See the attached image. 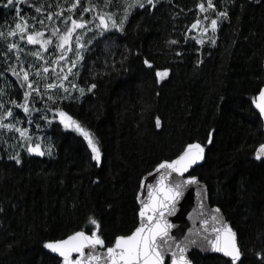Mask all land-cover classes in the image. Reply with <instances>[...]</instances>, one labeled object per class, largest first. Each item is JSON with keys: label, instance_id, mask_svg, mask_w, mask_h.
I'll return each instance as SVG.
<instances>
[{"label": "trees", "instance_id": "16d2710c", "mask_svg": "<svg viewBox=\"0 0 264 264\" xmlns=\"http://www.w3.org/2000/svg\"><path fill=\"white\" fill-rule=\"evenodd\" d=\"M70 2L18 0L20 16L28 17L36 29L38 22L30 17L43 18L57 4L66 9ZM199 2L158 0L151 12L136 8L125 33H115L118 47L106 48L101 42L85 54L77 82L97 87L58 103L93 133L101 149L100 165L91 159L83 138L58 122L41 132L43 143L53 145L51 156L21 151L22 164L16 165L8 158L14 142L0 141V264H59L43 244L79 230L90 232V216L101 222L106 241L130 234L137 225L142 177L194 142L204 147L205 160L190 175L205 183L210 204L236 230L242 264H264L255 254L264 249V159L255 158L264 129L252 103L264 86V0H213L217 10L228 12L215 33V45L209 40L196 44L190 38L195 31L185 39ZM4 3L0 0V31L17 20L16 8L6 9ZM91 4L102 8L104 0H80L75 16ZM35 5H43L45 12L37 14ZM170 39L178 44L166 43ZM0 48L6 50L3 41ZM21 57L26 63L33 60L25 53ZM144 59L151 61V68ZM6 67L0 63V70ZM164 70L168 75L158 79L156 71ZM9 79L13 87L8 95L22 100L15 77ZM15 112L27 126L23 111ZM31 131H36L34 125ZM190 258L193 264H230L195 252Z\"/></svg>", "mask_w": 264, "mask_h": 264}, {"label": "snow or ice", "instance_id": "6c2138e0", "mask_svg": "<svg viewBox=\"0 0 264 264\" xmlns=\"http://www.w3.org/2000/svg\"><path fill=\"white\" fill-rule=\"evenodd\" d=\"M157 2L158 0H104L102 8L97 4L83 7L77 18L75 10L80 5V0H71L66 9L64 5L57 4L56 11H47L43 18L30 17L41 25L40 29H36L29 23L28 17L20 16L18 0H6L3 6L6 9L15 7L17 15L14 26L0 31V41L6 46V50L0 48V57L3 58L0 63L7 65L0 70V141L4 144H8L9 140L14 142L11 145L14 151L8 156L9 160L21 165V151H26L30 156H51L53 145L43 143L41 132L46 126L58 122L63 129L74 131L83 138L91 152V159L100 165L101 149L93 133L65 111L58 101L78 99L73 95L74 92H78L80 97L86 91L93 92L97 87L96 83L81 86L77 82L85 54L92 53L101 42L106 48L118 47L115 33H125V26L133 10L139 8L151 12ZM34 8L37 14L45 12L43 5H35ZM196 8L199 9L197 19L184 33L185 39L195 31L197 34L190 38L196 44L203 45L205 40H209L215 45V33L220 21L228 18V12L217 10L213 0H201ZM65 10L68 15H64ZM211 12H215V16ZM85 13H90V17L86 18ZM200 14H204L202 19ZM45 19L49 24H45ZM204 21L209 23L205 25ZM45 30L50 31L47 37ZM25 43L39 47L26 50L22 46ZM166 43L176 45L178 41L170 39ZM21 53L30 55L33 60L26 63ZM176 55L180 56L181 52L176 51ZM121 59L126 60L127 56L121 54ZM143 63L152 67L148 59H144ZM167 75V70L156 71L158 79ZM9 76L15 77V84L19 85L23 93L22 100L18 101L15 96L8 95L7 89L13 87ZM37 101L41 107H37ZM252 103L259 110L260 116L264 117V88L259 90ZM15 109L23 111L27 126H24V121L18 117ZM40 121L44 123L41 124ZM33 125L35 132L31 131ZM155 126L157 129L162 127L159 116L155 117ZM208 135L211 143L212 133ZM203 153L201 144L190 143L175 159L163 160L156 165L153 170L154 183H146L147 177L141 179V190L136 197L141 205L140 219L138 226L130 234L116 235L114 241H106L101 222L95 216H90L89 223L93 226L90 232L79 230L65 239L45 242L43 247L61 258L59 264H190L186 253L192 246L222 253L224 257L230 258V264H242V252L233 229L217 215L218 208L213 209L211 214L203 211L206 189L200 190V182L196 176H185L193 165L203 159ZM262 157L264 144L255 152L257 160ZM147 176H153V172ZM192 185L198 189L196 195L199 203L188 213V218L194 224L198 221V227L189 228L187 234L183 233V229L174 234L172 230L177 225L170 222L168 217L177 214L182 197ZM145 189L146 198L143 197ZM255 254L264 261V249Z\"/></svg>", "mask_w": 264, "mask_h": 264}, {"label": "water", "instance_id": "95a60500", "mask_svg": "<svg viewBox=\"0 0 264 264\" xmlns=\"http://www.w3.org/2000/svg\"><path fill=\"white\" fill-rule=\"evenodd\" d=\"M263 88H264V87H263ZM257 96H258V94H257ZM257 96H256V97H257ZM254 108H255V110L259 113V110L255 107V105H254ZM259 115H260V113H259ZM260 117H261V116H260ZM261 119H262V122H263V129H264V117H261ZM194 143H197V142H194ZM199 144H200V143H199ZM263 144H264V143H263ZM186 146H187V145H186ZM186 146H185V147H186ZM201 146H202V145H201ZM202 147H203V146H202ZM203 148H204V147H203ZM258 148H259V147H258ZM258 148H257V149H258ZM182 151H183V150H182ZM255 152H256V151H255ZM178 155H179V154H178ZM175 158H176V157H175ZM175 158H173V159H175ZM261 159H264V157H262ZM204 160H205V149H204V153H203V159L199 160V161L197 162V164L193 165V167H192L191 169H189V172H188V173H185V176L190 175L191 172H192L196 167H198L199 165H201V164L204 162ZM155 167H156V166H155ZM155 167L150 171V172H153V176H147V174L150 173V172H148L147 174H145V175L142 177V178L147 177V181H146V183H147V182H152V183L155 182V173H154V171H153V170L155 169ZM192 176H196V175H192ZM196 177H197V176H196ZM197 178H198V177H197ZM198 180H199V182H200V186H201V189H200V190H204V189H206V197H205V199H204V201H203L205 207H204L203 211H204L206 214H211L213 209H217V208H218V209H219V213H217V215L222 219L223 222L227 223V224L233 229V231H234V233H235V235H236V242H237V244H238V237H237V232H236V230L232 227L231 223L226 219V217H225L223 211H222L218 206H212V205L210 204L209 197H208V191H207L206 185H205L204 182L200 181L199 178H198ZM140 181H141V180H140ZM140 190H141V188H140V183H139V188H138L137 193L140 192ZM197 190H198V189H197V187H196L195 185L190 186V187L186 190V192H185V194H184V197H182V199H181L180 206L178 207V210H177V214L174 215V216H170V217H168V219H169L170 222H172V223H174L175 225H177V227L174 228V229L172 230L174 234L179 233L181 229H183V233H184V234H187L189 228L198 227V221L196 222V224H194L193 221H192V220H189V218H188V213L191 212L192 209H193L194 207H196V206L198 205V203H199V198H198L197 195H196ZM146 196H147V191H146V189H145V190L143 191V197L146 198ZM136 201H137V198H136ZM137 205H138V214H137V225H136V226H138V224H139V219H140V218H139V209H140V207H141V205H140V203H139L138 201H137ZM210 223H211V220H210ZM65 238H67V237H65ZM65 238H64V239H65ZM53 242H54V241H53ZM238 247H239V244H238ZM239 248H240V247H239ZM45 250H46L48 253H50L51 255H53V256H55L56 258H58L59 261H60L61 258H60L57 254L52 253V252H51L50 250H48V249H45ZM193 252L198 253V254L203 255V256H207V255L218 256V257H222V258H224V259L230 261V258L224 257L222 253H215V252H212V251H210V250H202V249L199 248V247L192 246V247L189 248V250H188L187 253H186V256H187L188 260L190 261V264H193L192 261H191V258H190V254L193 253ZM241 259H242V256H241ZM238 263H240V262H238Z\"/></svg>", "mask_w": 264, "mask_h": 264}, {"label": "rangeland", "instance_id": "374dc122", "mask_svg": "<svg viewBox=\"0 0 264 264\" xmlns=\"http://www.w3.org/2000/svg\"><path fill=\"white\" fill-rule=\"evenodd\" d=\"M204 14H202V16H203ZM45 24H49V22L46 20L45 21ZM37 27H40L41 28V25L38 23L37 24ZM45 34H47L48 36L50 35V31H48V30H45ZM31 46H33V45H31ZM33 47H39L38 45H35V46H33ZM53 51H54V49H52ZM59 90H57V92H58ZM32 129V128H31Z\"/></svg>", "mask_w": 264, "mask_h": 264}]
</instances>
